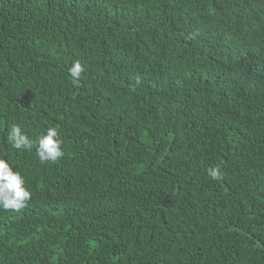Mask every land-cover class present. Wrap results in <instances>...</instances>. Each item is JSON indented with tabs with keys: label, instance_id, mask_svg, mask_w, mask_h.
Instances as JSON below:
<instances>
[{
	"label": "trees",
	"instance_id": "trees-1",
	"mask_svg": "<svg viewBox=\"0 0 264 264\" xmlns=\"http://www.w3.org/2000/svg\"><path fill=\"white\" fill-rule=\"evenodd\" d=\"M0 158V264H264V0H0Z\"/></svg>",
	"mask_w": 264,
	"mask_h": 264
},
{
	"label": "clouds",
	"instance_id": "clouds-1",
	"mask_svg": "<svg viewBox=\"0 0 264 264\" xmlns=\"http://www.w3.org/2000/svg\"><path fill=\"white\" fill-rule=\"evenodd\" d=\"M84 66L77 60L69 68L71 77L78 80L84 71ZM7 141L15 149L31 150L34 142L22 131L19 125H11L7 132ZM63 141L55 127H50L46 134H41L36 143V155L41 163H55L64 156ZM208 175L213 179H221L222 172L219 167L209 168ZM25 179L19 171H13L9 162L0 158V208L19 212L26 207L32 193L26 188Z\"/></svg>",
	"mask_w": 264,
	"mask_h": 264
}]
</instances>
